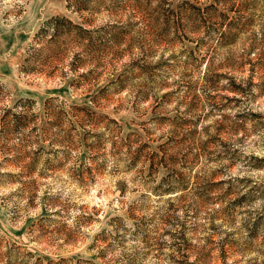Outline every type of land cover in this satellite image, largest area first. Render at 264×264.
I'll use <instances>...</instances> for the list:
<instances>
[{"label":"rangeland","instance_id":"1","mask_svg":"<svg viewBox=\"0 0 264 264\" xmlns=\"http://www.w3.org/2000/svg\"><path fill=\"white\" fill-rule=\"evenodd\" d=\"M0 264H264V0H0Z\"/></svg>","mask_w":264,"mask_h":264}]
</instances>
